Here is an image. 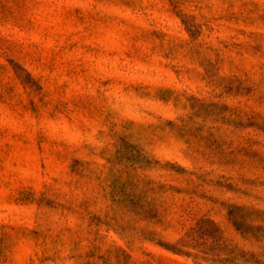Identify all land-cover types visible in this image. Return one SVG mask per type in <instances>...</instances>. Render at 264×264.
<instances>
[{"label": "rangeland", "instance_id": "rangeland-1", "mask_svg": "<svg viewBox=\"0 0 264 264\" xmlns=\"http://www.w3.org/2000/svg\"><path fill=\"white\" fill-rule=\"evenodd\" d=\"M0 264H264V0H0Z\"/></svg>", "mask_w": 264, "mask_h": 264}]
</instances>
